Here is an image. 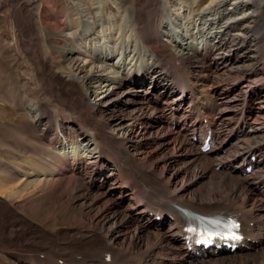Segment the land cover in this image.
I'll use <instances>...</instances> for the list:
<instances>
[{
    "label": "bare ground",
    "instance_id": "obj_1",
    "mask_svg": "<svg viewBox=\"0 0 264 264\" xmlns=\"http://www.w3.org/2000/svg\"><path fill=\"white\" fill-rule=\"evenodd\" d=\"M196 1L62 0L55 49L43 12L46 3L55 13L52 0H29L25 30L10 23L26 61L55 70L71 95L46 90L59 107L34 89L23 98L41 155L9 156L0 191L77 205L71 228L83 235L55 246L33 237V246L11 231L27 252L18 264H264V0ZM201 117L205 152L188 136H206ZM172 206L234 213L244 239L233 253L189 249L186 217Z\"/></svg>",
    "mask_w": 264,
    "mask_h": 264
},
{
    "label": "rangeland",
    "instance_id": "obj_2",
    "mask_svg": "<svg viewBox=\"0 0 264 264\" xmlns=\"http://www.w3.org/2000/svg\"><path fill=\"white\" fill-rule=\"evenodd\" d=\"M0 1H1L0 2V184H1L4 181L7 182L9 181L7 175H8L9 167L11 166L10 164L12 163L8 160L9 156L15 157V159L18 160V164L20 162L24 164L22 161H25L26 158H28V157L25 158V156L31 155L32 158H37L39 155H41V149L39 148L40 143L38 139H36L38 138L37 136L39 134V131L36 127H33L32 124L30 125V122L28 121V116L26 115L24 109L20 108V106H22L21 104L23 103V98L26 96L33 95L36 90L38 91L36 92L38 95H36V93L35 95L38 99H42V101H44L42 97L45 95L47 99L44 101L45 103L46 102H48L49 104L52 103L51 105L53 106L55 105V107H59L57 102L59 101V99L51 98L49 94L52 93L56 94L61 101L63 100L69 101L71 91L70 89L66 90L62 88L58 84L60 81L59 75L55 70L49 68L48 65L47 66L46 64L38 65V63L35 64L33 62V65H36L35 67L32 65L31 62L30 64L29 62L26 61L27 59L25 58L26 53L24 54L23 51L22 54L23 43L19 40L20 33L16 34L17 35L16 40L18 39L20 41L19 42L17 40L18 43L17 42L14 43L11 37H9L11 36L9 35L10 33L8 32L9 31L8 27H10V23H12V25L14 24L15 26L17 25L16 26L17 29L25 30V26L28 23L26 18L29 17L30 15V11H29L30 6H28L30 4L29 0L28 3H26L27 0H0ZM207 1L208 0H197L196 2L200 5L201 4L203 5ZM52 2L55 5V13L49 12V4L46 3L43 5V12L44 11L46 12L47 10L46 13H48V19H49L48 20L49 22L47 23L48 26L45 25L46 29H48L46 37L50 39L48 45L52 46L53 49H55L57 47L56 39H58L62 35V33L57 30L55 31L53 29V25H54L53 16H55L58 13L62 14L64 9V4L62 3V0H52ZM7 5L10 6V8ZM19 5L22 7L23 11H21V7ZM17 6L18 8H16ZM6 10H8L9 12ZM26 10L28 12H26ZM198 12H199V8L196 7L194 9V13H198ZM26 13L29 14L27 15ZM5 14H7V17H5L6 16ZM18 20L21 21L19 22ZM21 26L23 27V29ZM16 27L15 30H17ZM19 43L21 46L19 45ZM176 51L177 50H175L174 53H178ZM23 59H25L27 63ZM29 64H30V68L27 69L29 67ZM202 64L201 66L204 67L205 69V65ZM33 67L35 68L36 71L33 74H35L36 76L31 74L32 70H33L32 72H34ZM37 67H38V71L36 69ZM39 68L41 71L39 70ZM118 71L121 70L119 69ZM36 73L37 74L39 73L40 75L39 74L37 75ZM29 76L31 78H29ZM32 76H34L35 78L33 79ZM43 77L44 80H42ZM38 83L39 84L42 83V84L39 85ZM208 85H210L211 88H216L218 86L216 84L211 85L210 82L208 83ZM32 89H34V92L33 91L29 92V90ZM46 90L49 94L45 92ZM40 94L42 95V97H40L41 96ZM11 101H13V103ZM123 101L125 103L127 99L124 98ZM45 109H47V107ZM28 124L33 129L30 128ZM5 127L7 128V130ZM10 127L11 129H14L13 130L14 133L12 130H9ZM15 130L18 132V134ZM26 136H28V138ZM26 143H28V145ZM18 150H22V151H18ZM21 158L25 160L23 159L21 160ZM4 176L6 177V180L4 179L5 178ZM4 193L5 192L0 191V264H18L17 260H15L14 258L16 254L18 255L23 253L22 255H27V252L18 251V247L16 245L17 242H15L17 238L11 236V231L14 230H17V233H20V237H19L20 241L19 239L17 240L21 244L24 243L33 246L36 245L35 244L36 241L31 240L33 237L37 238L36 240L38 242L41 241L42 239L46 240V238H49L50 242L54 243L52 244L53 246H55V244L64 245L67 243H72L75 242L76 240H80L83 238L82 232H79L75 229L72 230L71 228L72 216L74 213H76L79 210L77 208V205L74 208L73 206L70 205L68 206V203L66 204L64 203L63 205H61L62 203L54 202L52 199L43 200L42 198L36 199L37 202L26 197L21 198L22 200L21 199L17 200L15 198L16 195L4 194ZM23 232H26L27 234L21 236V233ZM24 238L28 239V241L22 240ZM36 255L40 257L43 256L41 253H37V252Z\"/></svg>",
    "mask_w": 264,
    "mask_h": 264
}]
</instances>
